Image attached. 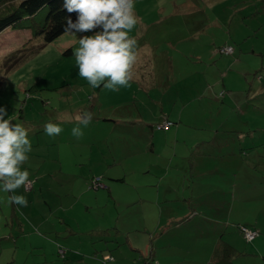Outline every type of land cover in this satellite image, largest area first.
I'll return each mask as SVG.
<instances>
[{"label":"rangeland","instance_id":"1","mask_svg":"<svg viewBox=\"0 0 264 264\" xmlns=\"http://www.w3.org/2000/svg\"><path fill=\"white\" fill-rule=\"evenodd\" d=\"M134 6L138 23L129 34L138 43L137 60L130 86L117 91L92 88L78 75L73 48L82 35L92 32L64 33L51 43H46L44 34L36 35L11 54L23 46L17 42L27 37L11 30L1 32L0 107L7 110L5 119L29 129L32 150L28 160L29 156L33 162L38 159V165L52 163L48 141L58 140L46 134L45 124L61 121V140L51 151L56 155L59 150L64 169L45 178L50 181L43 188L33 185L27 189L25 185L15 193L0 190V264H158L149 260V252L130 243L128 231L146 229L144 217L133 209L119 210L114 196L110 202L94 204L88 203L85 193L90 190L91 170L101 168L96 165L101 158L98 150L90 161L89 140L109 145V164L103 159L101 171L124 165L130 169L131 164H122L129 159L128 151L148 143L152 130L130 121V111L138 114L134 103L146 119L158 123L160 118L155 120V115H160L161 103L154 99L162 97L164 105L172 108L168 110L174 112L173 119L178 120L174 117L184 110L185 122L190 124L186 127L194 130L197 125L209 134L214 122L236 114L237 138L252 151L254 168L264 178V0H134ZM7 9L0 3V15ZM46 12L42 11L40 23ZM227 45L234 46L232 54L221 52ZM126 99L132 101V110L120 104ZM114 103L117 106L112 107ZM85 111L92 117L109 112L111 117L129 119L119 126L102 122L86 128L81 125L84 134L77 139L72 135L75 118ZM101 135L108 141H100ZM27 162L22 169L31 173L29 180L35 184L36 170L28 167L36 163ZM104 181L112 180L106 176ZM120 188L118 195L124 194L122 185ZM251 191L253 196L261 195L264 186ZM13 194L25 196L27 206L10 203ZM152 222L148 218V224ZM260 223L264 225V214ZM157 236L151 237L156 240ZM256 238L249 241L243 233L238 235L235 246L242 254L236 257V264H264V238Z\"/></svg>","mask_w":264,"mask_h":264},{"label":"crops","instance_id":"2","mask_svg":"<svg viewBox=\"0 0 264 264\" xmlns=\"http://www.w3.org/2000/svg\"><path fill=\"white\" fill-rule=\"evenodd\" d=\"M27 25L29 24L20 25V28L24 30L7 27L2 31L4 33L11 30L27 37L26 41L21 37V41L17 44H23V46L15 50L23 48L34 38L32 28L26 27ZM231 92H228L229 95ZM154 101L161 103L160 115L156 114L155 120L160 118L159 121H163L169 118L175 123L166 129H157L154 127L157 122L151 123L153 122L151 119H146L134 103L138 114L136 116L133 111H130L129 114L133 115L130 121L149 131L152 130V134L149 135L150 139L144 148L138 147L128 151L129 156L126 155V157L129 159L122 164H131V170L124 165L123 168L116 170L102 169L101 171L103 159L109 164L106 153L109 151V145H96L93 140H89L90 161L95 150L99 151L98 156L101 157L96 163V165L101 164V168L92 169L91 178L109 176L112 181H109L108 188L94 190L89 187L90 190H85L84 187L85 193L88 194V203L96 204L100 200L110 202L114 196L119 210L123 212V210L133 209V213L139 215L141 219L144 217L146 229L128 231L130 243L149 252V260L158 264H207V260L212 264L211 259L219 239L224 238L235 246L238 235L242 234L241 224L257 229L259 238L257 237L256 240H262L264 225H261L260 217L264 214V200L259 201L258 198H264V193L253 196L251 189L263 187L264 178L261 177L260 170L254 168L252 151L243 147L244 142L237 138V132H240V129L236 127L239 125V122L236 125L238 121L236 114H230L224 120L214 122L215 125L208 128L211 130L209 134L200 130L203 128L197 125H194V130L186 127L190 124L185 122L184 110L174 117L179 118L178 121L172 118L174 112L168 110L172 108L164 105L162 97ZM131 102L130 99H126L120 101V104L132 110L131 107L134 105ZM115 106L117 103H114L112 107ZM109 114L108 112L107 116L93 117L91 123L102 122L119 126L129 119L115 117V115L111 117ZM244 122L241 120L240 123ZM57 123L60 124L61 121ZM185 127L190 132L185 130ZM56 137L59 141L57 139L48 141L50 147H48V157L52 163L43 162L38 165V159L37 162H33L29 156L27 163H36L28 167L36 170L37 180L34 188L37 186L43 188V183L50 181L45 178L49 175L52 178L54 172L64 169L59 150L57 149L56 155L53 154L55 150L51 151V148L60 142L61 133L53 138ZM99 140L108 141L106 135H101ZM248 153L249 158H247ZM113 158L116 163V157L113 156ZM101 173L103 175H99ZM52 181L54 182V179ZM120 185L124 194L118 195L117 193L121 191ZM72 190H75L74 186ZM252 215L254 217H249ZM148 218L153 221L152 224H148ZM25 219L28 223H34L30 218ZM154 234H158L156 240L151 237Z\"/></svg>","mask_w":264,"mask_h":264},{"label":"clouds","instance_id":"3","mask_svg":"<svg viewBox=\"0 0 264 264\" xmlns=\"http://www.w3.org/2000/svg\"><path fill=\"white\" fill-rule=\"evenodd\" d=\"M64 7L69 13L77 14L75 21L68 18L65 33H93L82 35L78 47L73 48L79 77L92 88L103 86L117 91L129 87L138 48L137 40L129 34L138 23L134 0H65ZM6 115L7 110L0 107V190L15 193L30 182V173L22 165L28 160L32 144L29 129L5 119ZM92 118L88 111L77 115L72 135L81 138L84 134L81 125L86 128ZM44 131L56 136L63 128L48 122ZM8 199L10 203L27 206L23 195L13 194Z\"/></svg>","mask_w":264,"mask_h":264},{"label":"trees","instance_id":"4","mask_svg":"<svg viewBox=\"0 0 264 264\" xmlns=\"http://www.w3.org/2000/svg\"><path fill=\"white\" fill-rule=\"evenodd\" d=\"M0 3L10 8L0 15V33L7 27L20 28V25L28 23L29 25L26 27L32 28L33 36L44 34L46 43L54 42L65 33L69 17L73 21L77 19L75 12L69 13L64 7L65 0H20L19 2L16 0H0ZM9 4L13 5L10 7ZM45 9L47 11L46 16L40 23L38 19L40 20V15ZM23 48L11 53L20 51ZM174 123L173 121V125ZM241 254L242 251H239L224 238H220L211 261L212 264H235L236 257ZM7 264H14V261Z\"/></svg>","mask_w":264,"mask_h":264},{"label":"built area","instance_id":"5","mask_svg":"<svg viewBox=\"0 0 264 264\" xmlns=\"http://www.w3.org/2000/svg\"><path fill=\"white\" fill-rule=\"evenodd\" d=\"M221 52L223 53H228L232 54L234 52V46L232 45H227L221 48ZM173 125V121H171L168 118H165L162 122L156 124L157 129H166L170 126ZM29 184L26 185L27 189H32L33 188V181L29 180ZM90 187L95 188V189H100V188H108V184L104 181V178L102 176H93L90 182ZM240 229L244 236L246 237L247 240L251 241L254 240L258 234L259 231L255 228H252L248 225L241 224ZM61 252H64L63 249H61ZM109 257V255H108Z\"/></svg>","mask_w":264,"mask_h":264}]
</instances>
